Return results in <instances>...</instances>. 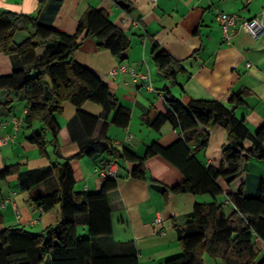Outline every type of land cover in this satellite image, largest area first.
Segmentation results:
<instances>
[{"label":"crops","instance_id":"obj_1","mask_svg":"<svg viewBox=\"0 0 264 264\" xmlns=\"http://www.w3.org/2000/svg\"><path fill=\"white\" fill-rule=\"evenodd\" d=\"M131 16L116 0H47L41 5L38 0H0V11L37 16L41 24L49 25L64 33L73 34L78 20L88 8H100L129 42L125 59H119L108 49L100 48L92 37H84L73 54L74 60L85 65L102 81L113 85L119 103L130 110L127 127L110 123L107 135L111 140L123 139L127 133L133 139L126 146L137 155L153 141L167 146L181 137L177 128L165 123L160 130L152 128L151 122L163 109V88L182 101L189 99L219 100L238 118H243L251 134L264 126V31L254 39L236 28L230 40L225 42L217 20V12L237 15V20L264 16V0H127ZM18 32L15 40L27 37ZM164 48L182 69L176 73L175 82H170L157 70L152 57V45ZM44 46L37 49V54ZM16 62L0 52V76L12 72ZM119 63L148 71L154 90H147L127 72L112 73ZM246 91L245 103L234 106L229 98ZM4 106V104H6ZM0 170L16 165L17 170L0 179V231L4 227L24 228L31 233H41L46 227L60 220V206L42 211L32 203V198L56 188V179L51 166L70 158L75 190L98 191L103 182L104 161L110 157L95 145L91 156H76L82 146H87L91 137L99 132V126L89 118L79 117L77 110L100 119L102 107L85 101L79 108L69 101L64 102L61 114L56 115L60 131L56 139L59 155L51 144L46 154L31 143L28 137L41 124L35 121L27 126L24 118L28 104L24 91L0 88ZM111 117V115H110ZM109 117V119H110ZM199 131L186 135L189 144L195 145ZM227 133L221 124L209 129L208 145L197 154L204 165H218L221 147ZM243 145L248 148L251 140ZM121 147V146H120ZM120 170L116 186L109 191L112 233L91 239L92 253L133 255L138 264H164L165 260L181 254L179 229H194L191 216L197 203H211L209 194L164 193L161 186L148 179L130 176L133 164L119 159ZM264 176V164L250 158L246 166L245 194H254L259 179ZM218 184L224 192L235 189L219 177ZM225 202V200H224ZM230 212L231 203H224ZM79 227V226H78ZM87 236V229L81 226ZM260 254L264 255V241L256 239ZM45 264H51L46 257ZM203 264H220L218 259L204 256Z\"/></svg>","mask_w":264,"mask_h":264},{"label":"trees","instance_id":"obj_2","mask_svg":"<svg viewBox=\"0 0 264 264\" xmlns=\"http://www.w3.org/2000/svg\"><path fill=\"white\" fill-rule=\"evenodd\" d=\"M38 1L41 5L47 2ZM124 1L128 3L124 10L130 12L131 5ZM18 32L28 35L17 42L14 37ZM88 36L94 38L100 48L110 50L120 62L125 59L129 42L103 9H86L73 34L41 24L34 15L0 11V52L16 62L10 74L0 76V88L24 91L28 104L25 124L29 127L35 121L41 124L32 131L29 141L42 154H46V146L51 144L55 154L60 156L56 137L61 127L56 115L62 113L66 101L77 108L91 101L102 107L100 119L81 110L77 113L79 117L89 118L94 126L100 125L99 132L93 137L87 134L90 141L76 156H91L94 146L99 144L110 157L104 165L114 159L118 165L115 178L104 176L98 191L86 192L74 188L70 158L54 163L51 169L56 188L32 198V203L42 211L58 204L59 222L41 233H31L21 227L2 228L0 264H45L48 256L51 264H138L135 254L92 253L91 239L112 233L108 193L116 186L119 159L133 164L131 177L148 179L160 185L164 193L209 194L214 198L211 203L195 204L191 213L194 229H179L182 252L166 259L164 264H203L204 256L218 259L220 264H264V255L255 242L256 239L264 241V176L259 179L254 194H245L248 160L256 158L264 164V126L251 134L244 119L238 118L219 100L184 102L165 86L161 96L163 109L157 112L150 126L160 130L165 123H170L181 137L167 146L153 141L146 146L143 155H137L122 142L124 138L112 141L107 135L110 123L125 128L130 120V110L119 103L115 87L73 58L81 40ZM40 46H44V51L37 54ZM151 57L159 73L175 82L176 73L182 69L180 63L157 43L152 45ZM245 93H234L229 102L234 106L243 105ZM216 124L224 127L227 139L221 147L218 165H204L197 154L206 149L209 129ZM197 130L198 140L191 147L186 135ZM247 138L251 140L248 148L243 145ZM115 141L119 144H114ZM15 170L16 165L4 167L0 170V179ZM219 177L228 186L236 185L235 189L224 192L221 200H217L223 193L217 182ZM224 200L232 204L230 212L225 211ZM78 226L86 227V237L77 234Z\"/></svg>","mask_w":264,"mask_h":264},{"label":"built area","instance_id":"obj_3","mask_svg":"<svg viewBox=\"0 0 264 264\" xmlns=\"http://www.w3.org/2000/svg\"><path fill=\"white\" fill-rule=\"evenodd\" d=\"M155 2V0H151ZM127 18L135 22V19L131 16L130 12H127ZM217 20L219 22L222 36L225 42H228L232 36L233 31L238 28L249 34L252 38L256 39L259 37L262 31H264V16H253L248 19L238 21L237 15L234 13L219 11L216 14ZM127 72L140 84H142L147 90L153 91L154 87L150 79L148 71H140L134 67L128 66L123 63H119L118 66L112 70L115 72ZM133 139L131 133H127L122 140V142H128ZM114 144H119V141H115ZM118 174V165L116 160H112L107 166L102 170V176L115 178ZM225 203H230L229 200H225Z\"/></svg>","mask_w":264,"mask_h":264},{"label":"water","instance_id":"obj_4","mask_svg":"<svg viewBox=\"0 0 264 264\" xmlns=\"http://www.w3.org/2000/svg\"><path fill=\"white\" fill-rule=\"evenodd\" d=\"M117 3L121 6H123L124 8L128 6V3L124 0H116Z\"/></svg>","mask_w":264,"mask_h":264},{"label":"rangeland","instance_id":"obj_5","mask_svg":"<svg viewBox=\"0 0 264 264\" xmlns=\"http://www.w3.org/2000/svg\"><path fill=\"white\" fill-rule=\"evenodd\" d=\"M217 200H221V196H218V197H217ZM82 228H83V227H81V226L78 227V232H79V233L82 232Z\"/></svg>","mask_w":264,"mask_h":264}]
</instances>
